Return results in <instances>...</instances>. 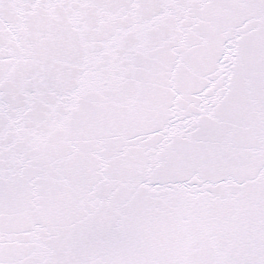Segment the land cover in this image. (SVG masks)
I'll list each match as a JSON object with an SVG mask.
<instances>
[{"label":"snow or ice","instance_id":"snow-or-ice-1","mask_svg":"<svg viewBox=\"0 0 264 264\" xmlns=\"http://www.w3.org/2000/svg\"><path fill=\"white\" fill-rule=\"evenodd\" d=\"M0 264H264V0H0Z\"/></svg>","mask_w":264,"mask_h":264}]
</instances>
